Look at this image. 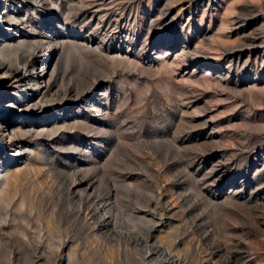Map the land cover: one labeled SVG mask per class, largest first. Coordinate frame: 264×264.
<instances>
[{"label":"rangeland","instance_id":"374dc122","mask_svg":"<svg viewBox=\"0 0 264 264\" xmlns=\"http://www.w3.org/2000/svg\"><path fill=\"white\" fill-rule=\"evenodd\" d=\"M0 43L48 73L0 86V264H264V0H0Z\"/></svg>","mask_w":264,"mask_h":264},{"label":"bare ground","instance_id":"6f19581e","mask_svg":"<svg viewBox=\"0 0 264 264\" xmlns=\"http://www.w3.org/2000/svg\"><path fill=\"white\" fill-rule=\"evenodd\" d=\"M44 33V32H43ZM42 35V34H41ZM44 35V34H43ZM48 36V35H47ZM14 38V37H13ZM37 38V37H36ZM32 40V39H31ZM40 40H42V39H39V41ZM44 40V39H43ZM21 41V40H20ZM36 41L38 42V40L36 39ZM33 42V41H32ZM12 43H13V41H12ZM22 43V42H21ZM23 44V43H22ZM25 45V44H24ZM19 46V45H18ZM20 48V47H19ZM12 49V48H11ZM16 49V48H15ZM14 49V50H15ZM9 50H10V47L7 45V44H4V43H0V71H3V76L0 78V86H5V85H7L8 84V81L5 79V78H3V77H6V75H10L13 79H16L17 80V82H18V84H19V86H26V85H28V80H29V78H31V81H34L35 82V84H38V80H44L45 78H46V76L48 75V73L47 72H44V71H40L39 70V72H37L38 74L37 75H35L34 77V79H32V76H30V75H28L26 72L28 71L27 70V64H31L30 63V59H31V57H29L30 59H25V66H24V68H23V70H21L20 68H14V67H12V65H11V62H10V65H9V62H7L6 60H4V58H2V55H4V53L6 54V52H7V54L8 53H10L9 52ZM11 51V50H10ZM13 51V50H12ZM20 51H22V50H20ZM20 51H14V52H20ZM25 51V50H24ZM23 52V51H22ZM26 52V51H25ZM12 54V53H11ZM16 54V53H15ZM19 56L18 57H20L21 55L20 54H18ZM7 56V55H6ZM5 56V57H6ZM18 60H19V58H18ZM24 64V63H23ZM27 65V66H26ZM33 65V64H32ZM38 65V64H37ZM16 67V66H15ZM32 68V67H31ZM36 68V67H35ZM40 68H44V65H41L40 66ZM50 72V71H49ZM53 72H55V70H53ZM52 72V73H53ZM52 73H49V74H52ZM54 75V74H53ZM52 77V76H51ZM45 81V80H44ZM47 83H48V81H47ZM3 104H5V103H3ZM34 104V103H33ZM6 105V104H5ZM29 105V104H28ZM27 105V106H28ZM33 106H35V105H33ZM12 130H13V128H11ZM1 134V133H0ZM4 135H2V137H3ZM16 137V136H15ZM4 138V137H3ZM3 141H5L4 139H3Z\"/></svg>","mask_w":264,"mask_h":264}]
</instances>
